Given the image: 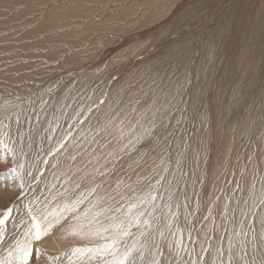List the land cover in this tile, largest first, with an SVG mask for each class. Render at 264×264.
<instances>
[{"label": "rangeland", "instance_id": "374dc122", "mask_svg": "<svg viewBox=\"0 0 264 264\" xmlns=\"http://www.w3.org/2000/svg\"><path fill=\"white\" fill-rule=\"evenodd\" d=\"M263 121L264 0H0V259L151 193L137 264H264Z\"/></svg>", "mask_w": 264, "mask_h": 264}, {"label": "snow or ice", "instance_id": "6c2138e0", "mask_svg": "<svg viewBox=\"0 0 264 264\" xmlns=\"http://www.w3.org/2000/svg\"><path fill=\"white\" fill-rule=\"evenodd\" d=\"M21 187H23L22 182ZM156 198L151 193L140 197L138 202L129 204L126 211L116 209L115 211L119 215H108L109 209L94 211L93 207L95 206L89 207L81 213L80 206L86 199L84 196L65 203L57 210L43 216H37L29 205L27 210L30 223L22 237L15 242V247L9 250L7 258L0 259V264H38L35 261V253L40 251L38 242L48 237L57 226L66 221H70L67 235L84 240L99 239L103 241L97 247L75 248L72 255L78 260L83 261L86 258L89 262L98 259L100 264H137V257L145 247L141 243V238L147 237L153 227V217L144 218L146 213L143 211V206L150 204L155 207ZM11 211L8 209L4 212V219H0V226L5 224ZM102 216L109 223H103L100 219ZM133 228L138 231L134 233ZM134 236L135 239L129 243V240ZM180 243L183 247L182 233ZM41 257H43L42 252ZM152 264H159V262L154 260Z\"/></svg>", "mask_w": 264, "mask_h": 264}, {"label": "bare ground", "instance_id": "6f19581e", "mask_svg": "<svg viewBox=\"0 0 264 264\" xmlns=\"http://www.w3.org/2000/svg\"><path fill=\"white\" fill-rule=\"evenodd\" d=\"M263 24V23H262ZM260 32V31H258ZM264 122V121H263ZM262 122V128L264 127V123ZM116 133V132H115ZM133 163V162H132ZM260 164V163H258ZM259 175V174H258ZM260 177V176H259ZM263 179H264V171H263V175L261 176ZM97 180V179H96ZM95 180V181H96ZM64 181V180H63ZM62 181V182H63ZM61 182V183H62ZM262 184H264L263 181H261ZM58 183V182H57ZM65 182H63L64 184ZM61 185V184H60ZM79 185V184H78ZM70 187L71 189L72 188H75L74 186H72V182H71V179L68 181L66 180V189ZM60 188H65L64 186L61 185ZM58 188V189H60ZM69 188V189H70ZM63 189H60L62 192ZM64 189L63 192L66 190ZM82 190V189H81ZM72 191V190H71ZM75 193V197L81 195L80 191L79 190H75L74 191ZM96 196V195H95ZM94 197H91L90 199V202L92 201L93 202V199ZM133 198V197H132ZM131 204L132 201H129ZM88 205L89 203H86V201H84L83 205ZM128 204V205H129ZM82 210L81 213H83L84 211H86L87 209L85 208H81ZM95 208H93L94 210ZM48 210V209H47ZM52 211H55L54 209ZM51 212V211H50ZM119 214V213H118ZM102 220V219H101ZM103 223H109V221L107 219H103L102 220ZM70 227V221H66L64 222L62 225H59L57 226L52 234H50L47 238V240L43 239L42 241L38 242L40 245L42 246H46L48 248H50V250H52L55 255H56V258L52 259V264H84V262L88 261L86 258L83 260V261H80L78 260L77 257H74L72 255V252L75 248H78V247H94L93 243L96 242V241H99V239H87V240H84V239H79L77 237H73V236H70V235H67V232H68V229ZM262 232V231H261ZM264 233V232H263ZM255 235V234H254ZM262 236V234H261ZM263 237V236H262ZM65 255L68 257V258H65Z\"/></svg>", "mask_w": 264, "mask_h": 264}]
</instances>
